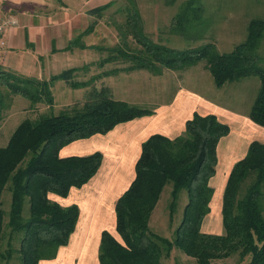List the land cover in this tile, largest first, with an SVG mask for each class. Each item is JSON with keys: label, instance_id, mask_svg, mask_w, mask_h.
<instances>
[{"label": "trees", "instance_id": "16d2710c", "mask_svg": "<svg viewBox=\"0 0 264 264\" xmlns=\"http://www.w3.org/2000/svg\"><path fill=\"white\" fill-rule=\"evenodd\" d=\"M127 2L124 21L118 25L116 44L86 47L79 42L86 31H91L92 23L73 40L74 46L105 52L99 66L112 62L127 64L105 71L94 79L137 69L159 74L162 68L182 69L203 59L216 87L250 75L259 78L260 85L248 117L264 128V68L257 65L264 19H250L245 38L228 52L216 51L212 43L176 49L151 39L144 31L136 1ZM196 2L186 0L174 15L171 22L174 31L177 32L175 24L183 22L182 29L189 24L187 20L193 8H199ZM112 4L113 1L89 12L100 17L99 14ZM193 17H197V13ZM79 69L70 67L46 79L0 66V121L11 107L13 95L28 99L30 106L51 105L55 80L61 79L71 88L88 87L92 80H73V73ZM150 114L152 111L147 108L114 99L107 87L96 89L93 86L80 106L56 115L40 114L35 119L22 120L6 144L0 146V246L4 227L8 229L9 238L7 251L0 253V259L8 263L16 253L18 264H39L41 260L54 258L58 247L67 244L79 215L78 207L75 204L61 206L48 194L66 197L71 187L84 185L98 170L101 154L59 157L62 146L76 139L105 134L119 123ZM228 133L229 126L216 115L195 112L185 122L181 135L168 138L156 133L142 142L134 167L135 177L114 206L119 239L107 230L101 232L99 264H160V258L169 256L173 247L194 258L195 264H218L219 260L234 256L237 264L242 261L264 264V142L251 141L245 155L228 173L221 200L223 233L201 230L213 195L209 179L215 173L217 144ZM168 182L172 183L170 217L180 191L185 190L187 194L172 239L152 232L148 225ZM5 189L10 192L6 222L2 207ZM26 204L28 213L23 215ZM13 238L18 243L15 248L10 241Z\"/></svg>", "mask_w": 264, "mask_h": 264}, {"label": "rangeland", "instance_id": "374dc122", "mask_svg": "<svg viewBox=\"0 0 264 264\" xmlns=\"http://www.w3.org/2000/svg\"><path fill=\"white\" fill-rule=\"evenodd\" d=\"M112 1L113 4L102 11L99 14L100 17L89 12V10ZM135 1L144 22V31L154 41L176 49H192L206 43H212L216 51L228 52L245 38L246 26L250 19H264V0H195L197 1L195 6L199 8H193L194 12L190 10L191 14L187 20L189 24L185 25L184 31L182 29L183 22L173 24L177 29L176 32L171 27V22L186 0ZM127 4V0H0L1 13L9 14L17 19V24L7 28L2 34L6 42L5 51L0 52V66L2 68L24 75L48 79L51 74L59 73L70 67H78L80 69L73 73L74 81L92 80L88 87L82 88H71L63 80H55L51 88L53 96L51 105L38 103L35 106H30L28 99L20 95H13L11 107L4 112V117L0 121V146L6 144L22 120L26 118L35 119L40 114L56 115L63 110H70L75 105H82L85 102L87 92L93 86L96 89L107 87L111 91L110 85L113 87L112 91L115 98L128 101L135 100L138 105L142 103L141 101L151 98L153 94H156L153 96L154 98L159 97V99L164 100L174 93L178 86L175 81L153 87L149 82H145L142 77L139 78L148 72L144 69L135 70L131 73L118 71L94 79L95 76L105 71L123 68L127 64L112 62L99 66L98 62L106 55L105 52L101 53L94 49L74 46L73 40L91 23L93 24L91 31L82 33L79 42L86 47H94L95 45L103 47L116 44L119 40L118 25L124 21V11ZM196 13L197 17H193ZM128 39L130 41V38ZM68 45H71V48H66ZM257 52V65L264 68V36L260 39ZM197 64L198 67L192 70L195 76H201V81H198V78L191 80V88L200 89L205 92L203 94L208 97L213 96L214 99L223 104H227L231 100L228 106L234 109L245 110L250 108L260 85V83L255 84V82H259L257 76L242 77L230 81L218 89L213 84L212 76L206 67V61L202 59ZM129 74L132 75L128 76ZM152 74H149L151 79H153ZM209 82L210 85L212 84L211 91L206 88ZM219 182L220 178L216 177L212 180V186L216 187ZM171 189L172 183H166L148 222L152 232L168 239L174 237L175 229L187 201L186 191L181 190L172 217H170ZM2 199V207L5 211L4 221L6 222V214L10 205V192L8 190H4ZM27 213L26 204L23 208V215H27ZM213 216V219L217 221V216ZM221 221L220 219V230L214 229L212 232H207L219 234L218 230L222 234L224 230ZM4 230L0 253L7 251L6 245L9 240L8 229L4 227ZM201 230L203 231V229ZM116 238L119 239V236ZM10 241L12 247L18 246L14 238ZM4 260L0 259V264L19 263L16 253L12 254L8 263ZM217 263L237 264L235 256L219 260ZM160 264H195V259L173 247L169 256L160 258ZM240 264H245V261Z\"/></svg>", "mask_w": 264, "mask_h": 264}, {"label": "crops", "instance_id": "0c3cea01", "mask_svg": "<svg viewBox=\"0 0 264 264\" xmlns=\"http://www.w3.org/2000/svg\"><path fill=\"white\" fill-rule=\"evenodd\" d=\"M4 56L5 54L2 57ZM196 67H198L197 63L182 69L162 68L159 74H152L153 79L149 78L151 72L147 70L148 72L139 78L142 77L153 87L172 81L178 84L174 93L164 100L159 97L154 98L156 94L141 101L140 105L135 100H122L147 108L152 111V114L119 123L105 134L98 133L87 138L76 139L59 149V157L84 156L99 152L101 163L89 181L81 187H71L66 197L48 194L51 200L58 202L61 206L77 205L79 215L67 244L58 247L54 258L41 260L40 264H99L98 247L101 232L107 230L118 237L114 206L118 197L129 187L135 177L134 167L141 152L142 142L156 133L168 138L181 135L185 122L195 112L202 115L214 114L218 120L229 126V133L221 137L217 144L215 173L209 179L213 195L210 210L201 224V229L205 233L212 232L214 229L220 230L221 200L227 175L234 162L245 155L251 141L264 142V128L248 117L250 108L234 109L228 106L231 100L223 104L213 96L208 97L203 94L205 92L200 89L191 88V80L198 78V81H201V76L193 74L192 69ZM130 75L132 74L128 76ZM208 81H210L209 78ZM227 83L230 81L224 84ZM258 83L260 81L255 82V84ZM209 85L207 83L206 88L211 91L212 84ZM223 85L217 88L220 89ZM109 87L112 91L113 87L110 85ZM112 94L113 98L117 99L113 91ZM216 177L220 178V182L215 187L212 186V180ZM218 197L219 200H217ZM213 215L217 216V221L213 219ZM217 232L220 234L221 231L217 230Z\"/></svg>", "mask_w": 264, "mask_h": 264}, {"label": "built area", "instance_id": "2783aa9c", "mask_svg": "<svg viewBox=\"0 0 264 264\" xmlns=\"http://www.w3.org/2000/svg\"><path fill=\"white\" fill-rule=\"evenodd\" d=\"M17 24V19L12 17L9 14H2L0 11V52L5 51L6 48V42L2 37V34L4 33V31Z\"/></svg>", "mask_w": 264, "mask_h": 264}]
</instances>
